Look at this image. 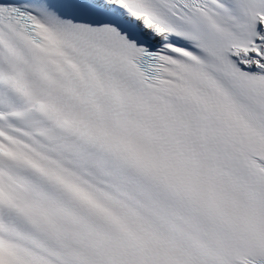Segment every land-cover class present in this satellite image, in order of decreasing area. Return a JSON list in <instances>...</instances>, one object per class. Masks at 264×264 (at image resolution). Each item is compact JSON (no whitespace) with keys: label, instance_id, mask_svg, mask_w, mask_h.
Listing matches in <instances>:
<instances>
[{"label":"snow or ice","instance_id":"1","mask_svg":"<svg viewBox=\"0 0 264 264\" xmlns=\"http://www.w3.org/2000/svg\"><path fill=\"white\" fill-rule=\"evenodd\" d=\"M0 264H264V0H0Z\"/></svg>","mask_w":264,"mask_h":264}]
</instances>
